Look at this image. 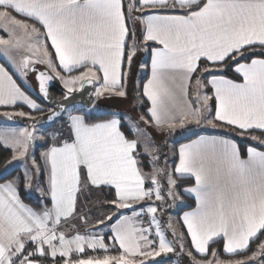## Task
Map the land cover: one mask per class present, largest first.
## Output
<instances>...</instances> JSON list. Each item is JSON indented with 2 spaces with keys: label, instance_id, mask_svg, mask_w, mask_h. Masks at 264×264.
I'll return each mask as SVG.
<instances>
[{
  "label": "snow or ice",
  "instance_id": "obj_1",
  "mask_svg": "<svg viewBox=\"0 0 264 264\" xmlns=\"http://www.w3.org/2000/svg\"><path fill=\"white\" fill-rule=\"evenodd\" d=\"M0 29V117L30 121L0 129V264H264V0H0Z\"/></svg>",
  "mask_w": 264,
  "mask_h": 264
},
{
  "label": "trees",
  "instance_id": "obj_2",
  "mask_svg": "<svg viewBox=\"0 0 264 264\" xmlns=\"http://www.w3.org/2000/svg\"><path fill=\"white\" fill-rule=\"evenodd\" d=\"M225 75L226 76H228V77H230V78H233V79H237L238 80V77L231 71V70H229V71H227V72H225ZM146 78L147 77H145L144 79L146 80ZM54 93V92H53ZM54 95H56V93L54 94ZM145 99V98H144ZM145 101H146V99H145ZM130 102V104H131V101H129ZM108 106H110L113 110L115 109V107H113V106H111V105H108ZM6 110H12V109H6ZM142 111H146V109L145 108H141V109H138V112H139V114L142 112ZM36 115L37 116H39V115H41L40 113H36ZM149 119V121H150V118H148ZM152 127V124H151V122L149 123V128H151ZM148 130H150V129H148ZM193 137H195V136H188L187 138H183V139H178L177 141H175V154H174V157H173V161H172V163H171V167H172V169H173V166H174V164H175V162H176V159H177V156H176V147H177V145L178 144H180V143H182V142H184V141H187V140H189V139H191V138H193ZM235 139H236V141H237V143H238V145H239V147H240V151H241V154H243L244 152H245V147L247 146V145H252V146H255V145H253L252 144V142H250V141H242L241 140V138L240 137H235ZM169 140V139H168ZM37 156L39 155V151L37 150ZM11 157V150L10 149H6V148H4L2 145H0V165H2L4 162H5V160L6 159H8V158H10ZM13 175H15V172L13 173ZM179 179L182 181V185L183 186H191V185H193V180L191 179V178H189V177H179ZM23 191V186L21 185V192ZM95 194H92V196H91V199L90 200H85V199H83V198H81V204H87L88 205V207H90V208H93V212H92V214L93 215H97V214H99V211L96 209V208H94L93 207V205H92V201L93 200H95ZM183 201L184 202H186V204H185V206H183L182 208H180V211H179V214L182 212V211H184V210H187V209H191V208H193L194 207V200L193 199H191L190 197H187V196H185L184 197V199H183ZM24 203L25 204H28V205H30V206H32L33 208H35L36 207V204L34 203V201H32V200H24ZM177 220H178V218H177ZM164 222V221H163ZM178 226H179V230H180V232L179 233H183V234H185V236H186V232H185V230H184V228L182 227V225L180 224V222L178 221ZM167 234H169V233H167ZM166 234V235H167ZM170 235V234H169ZM168 236V235H167ZM169 237V236H168ZM186 240H187V243L189 244V246H190V242H189V239H188V237L186 236ZM255 245L256 244H253L252 245V247L254 248L255 247ZM213 247L214 248H218V251L220 252L221 251V243L219 244V245H213ZM194 253V252H193ZM195 254V253H194ZM220 254H221V257H224V254H222L221 252H220ZM210 255V254H209ZM197 256H199V255H197ZM225 258V257H224ZM183 261H184V263L185 264H188V257H184L183 259H182Z\"/></svg>",
  "mask_w": 264,
  "mask_h": 264
},
{
  "label": "rangeland",
  "instance_id": "obj_3",
  "mask_svg": "<svg viewBox=\"0 0 264 264\" xmlns=\"http://www.w3.org/2000/svg\"><path fill=\"white\" fill-rule=\"evenodd\" d=\"M30 83L32 84L33 87H35V82H34V79H33V76H29L28 77ZM193 91V90H192ZM191 95H192V92H191ZM104 104L106 105H111L113 107H115L114 110H119L121 112H127L129 114V116L133 119V120H138L139 119V112H138V109H134L131 107V104L129 101H122L120 99H113V100H107V101H104L103 102ZM27 121V124L25 123V125H28L30 123V121L25 117V118H18V121L19 122H8V121H5L3 119L0 118V129H3L5 127H14V128H19V127H23L22 124H20L22 121ZM24 125V126H25ZM140 127L143 128L144 127V124L141 123L140 124ZM150 129V130H148ZM147 131L150 132L152 134V136L155 138L156 142L157 143H160L163 141L164 139V136L161 132H158L156 129H155V126L152 125L151 128H147ZM0 135H3V132L0 131ZM168 148L164 149L163 151L164 152H167V155H168V160H167V163L171 166V163L173 161V157H174V154H175V141H177L179 138L175 137V136H169L168 137ZM11 150V149H10ZM39 151V150H38ZM11 155H12V152H11ZM160 163L163 164L165 163V160L163 159V157H161L160 159ZM172 168V167H171ZM173 170V169H172ZM185 205L184 202H182V205L180 208H182L183 206ZM168 215H171L172 218H173V223L177 229V232L179 233V226H178V220H177V212H176V209L173 208V209H170L169 210V213L166 214L164 217H163V220H162V224H164L165 221H167L168 219ZM164 221V222H163ZM169 233V234H167ZM166 234L169 236L166 235V237L168 239H171V232L170 231H167ZM182 264V263H181Z\"/></svg>",
  "mask_w": 264,
  "mask_h": 264
},
{
  "label": "crops",
  "instance_id": "obj_4",
  "mask_svg": "<svg viewBox=\"0 0 264 264\" xmlns=\"http://www.w3.org/2000/svg\"><path fill=\"white\" fill-rule=\"evenodd\" d=\"M18 18H21V17H18ZM0 37L5 38V39L8 38V37H7V33L4 32L2 29H0ZM149 43H153V42H149ZM154 46L159 47V45H154ZM49 47H50V42H49ZM52 51H53V53H54V50H52ZM13 54L15 55V52H14ZM18 58H19V57L17 56V59H18ZM0 64H4L5 67H8V64L6 63V61L4 60V58H3V56H2V50H0ZM149 64H150V57H149ZM38 67L43 68L42 65H38ZM9 71H12L11 68H9ZM149 74H150V68H149ZM235 75L238 77V80H237V79H234V80H236L237 82H242V77H239L238 74H235ZM226 77L229 78V79H233V78H230V77H228V76H226ZM14 78L17 79V82H18V83H21L18 77H14ZM146 79H147V78H146ZM145 82H146V80H145ZM22 87H23V85H22ZM208 87L210 88V86H208ZM205 91H207V89H205ZM191 92H192V89H190V95H191ZM145 99H146V98H145ZM5 110H6V108L0 106V111H5ZM9 111H10V110H9ZM0 118L3 119V120H5V118H3V117H0ZM5 121H8V120H5ZM8 122H12V121H8ZM14 122H15V123H16V122H19V121H18V118H16V119L14 120ZM25 123L27 124V121H26V120H25V121H22L20 124H22V126H24ZM197 131H198V134H203V135H218V134H221L223 130H210V131H208V132H199V130H197ZM196 138H197V137L195 136V137H193V138H191V139H189V140H187V141H184V142H182V143H189L191 140H194V139H196ZM182 143H180V144H182ZM180 144H178L177 147H176V156H177V159H176L175 164L179 162L178 149H179ZM248 146H252V145H247V146L245 147V152L242 154V157H243V158H247V147H248ZM238 147H239V145H238ZM239 149H240V147H239ZM260 150H264V148H261ZM175 164H174V166H175ZM174 166H173V171H174ZM189 178H190V177H189ZM191 179H192V178H191ZM192 180H193V182H194V179H192ZM193 184H194V183H193ZM191 186H192V185H191ZM190 198L194 200V207L191 208V209H187V210L182 211L179 215H182L183 212H185V211H192V210H194V209L196 208V202H195V199L192 198V197H190ZM183 202H184V201H183ZM184 203L186 204V202H184ZM184 206H185V205H184ZM31 207H32V206H31ZM178 221L180 222V224L182 225V227L184 228V230H185V232H186V234H187V229H186L185 226H183V222H182V220H178ZM179 232H180V230H179ZM188 239H189V242H190V244H191V238L188 237ZM262 239H264V237H262ZM106 242H107V241H106ZM256 247H257V245H255V247H254L253 249H256ZM192 251L195 253V250H194V249H192ZM220 252L223 254V250H222V241H221V251H220ZM112 254H118V253H116V252H112ZM196 255H199V254H196ZM185 256H186V255H185ZM186 257H187V256H186ZM221 258H224V257H221ZM239 258H240V257H236V259H239ZM181 263H182V264H185L183 260L181 261Z\"/></svg>",
  "mask_w": 264,
  "mask_h": 264
},
{
  "label": "water",
  "instance_id": "obj_5",
  "mask_svg": "<svg viewBox=\"0 0 264 264\" xmlns=\"http://www.w3.org/2000/svg\"><path fill=\"white\" fill-rule=\"evenodd\" d=\"M38 67V66H37ZM40 68V67H39ZM41 70H44L43 68H40ZM34 79V77H33ZM35 82V79H34ZM35 87H36V82H35ZM61 85L57 82L54 86H50V91H51V96L53 100H58L60 99V95H61ZM59 94V96H55L54 93Z\"/></svg>",
  "mask_w": 264,
  "mask_h": 264
},
{
  "label": "flooded vegetation",
  "instance_id": "obj_6",
  "mask_svg": "<svg viewBox=\"0 0 264 264\" xmlns=\"http://www.w3.org/2000/svg\"><path fill=\"white\" fill-rule=\"evenodd\" d=\"M54 94H55V92H54ZM55 96H59V94H56Z\"/></svg>",
  "mask_w": 264,
  "mask_h": 264
}]
</instances>
